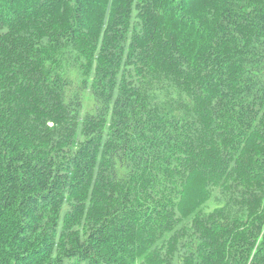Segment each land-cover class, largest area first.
Wrapping results in <instances>:
<instances>
[{
	"label": "trees",
	"instance_id": "trees-1",
	"mask_svg": "<svg viewBox=\"0 0 264 264\" xmlns=\"http://www.w3.org/2000/svg\"><path fill=\"white\" fill-rule=\"evenodd\" d=\"M0 264H264V0H0Z\"/></svg>",
	"mask_w": 264,
	"mask_h": 264
}]
</instances>
